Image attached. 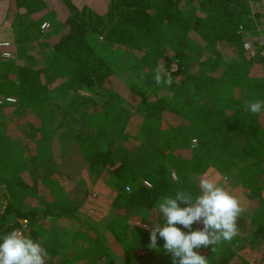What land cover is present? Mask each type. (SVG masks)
Returning a JSON list of instances; mask_svg holds the SVG:
<instances>
[{"label": "trees", "instance_id": "1", "mask_svg": "<svg viewBox=\"0 0 264 264\" xmlns=\"http://www.w3.org/2000/svg\"><path fill=\"white\" fill-rule=\"evenodd\" d=\"M13 1L17 10L24 9L27 18L19 24L17 46L9 47L14 56L9 61L0 58V99L17 100V108L27 113L26 128L34 131L37 141L46 139V133L49 135L45 131L49 120L43 123L45 119L40 114L51 118L52 106L64 109L67 117L77 115L80 122L60 139V163L53 165L46 149L45 154L38 151L31 155L18 147L8 149L7 144L13 140L0 121V177L8 175L0 181L5 188L0 236L22 228L21 222H25L31 237L42 242L46 218L52 215L66 220L70 229L72 224L78 225L72 232V242L80 237L84 245L102 254L104 264H114L106 239L113 240L123 253L137 248L150 253L132 257L126 264H171L170 254L163 249L164 241L158 238L157 247L151 248L149 231L130 226L129 222L142 221L151 226L152 219L156 222L162 197L174 195L177 190L197 194L194 180L198 181L205 172L207 160L220 162L225 157L228 169H238L237 181L242 188L251 187L252 193L258 189L256 171L264 172V116L248 114L246 102L264 100V85L261 78L247 77L246 73L251 63L264 65V45L255 49V55L245 65L221 62L216 50L219 46L236 45L238 54L245 48L244 31L253 17L250 0H195L197 5L194 0H105L107 9L103 15L95 11L93 4L79 8L71 0H63L67 8L63 18L65 33L41 54H30L28 43L42 36L40 26L46 18L43 0ZM189 1L198 8V14L188 12ZM261 28L264 30V26ZM96 36L115 46L116 56L111 61L104 60L89 42ZM197 53L206 60L200 62ZM123 57L132 58L129 63L133 66L136 62L138 68L162 66L166 75L179 79L174 86L180 93H186L194 82V93H201L204 101L200 112L182 99L173 101L166 96L155 100L137 97L129 104L131 109L123 105L126 100L120 94V80H125L129 72V66H121ZM189 61L196 62L197 74L191 72ZM225 78L238 80L239 87L244 86L245 97L238 94L231 97L229 104H218L228 83ZM232 88L240 90L235 84ZM163 118L184 119L191 126L164 130ZM127 127L137 128L140 137L130 136L124 131ZM192 139L198 142L197 147ZM164 149H169L177 163L179 182L173 180L165 164ZM131 158L139 161L133 163ZM26 160L32 169L24 171L25 178H20ZM238 164L243 166L238 168ZM87 170L101 177L115 192L111 203L114 217L107 220L103 230L93 229L92 224L96 227V223L88 220L74 201L46 184L58 178L85 185L90 178ZM95 178L91 176L90 182L97 181ZM143 180L150 182L151 187L146 188ZM126 185H131L132 191H125ZM45 193L53 199L49 204L47 196H41ZM250 199L253 206L238 217V234L233 240L214 246L215 251L202 248L208 264H248L238 256L239 250L257 241L264 245V198L254 195ZM198 227L201 225H193L194 229ZM42 244L48 253L46 264H61L55 256V249L61 244ZM63 261L67 264V257Z\"/></svg>", "mask_w": 264, "mask_h": 264}, {"label": "rangeland", "instance_id": "2", "mask_svg": "<svg viewBox=\"0 0 264 264\" xmlns=\"http://www.w3.org/2000/svg\"><path fill=\"white\" fill-rule=\"evenodd\" d=\"M105 0H71V2L76 5L79 8H82L84 6H88L89 8L95 7V11L103 15L106 12L107 5L104 3ZM192 1V0H191ZM191 1L187 2V9L188 12L191 15L198 14L197 10L198 8L195 5L197 3L194 0V4L191 3ZM198 2L204 1V0H197ZM256 0H250V6H251V13L253 17L251 18V21L247 25L246 34H245V42H249L251 45H253L252 52L248 50V48H242L240 53L236 54L235 47L234 46H226L217 47V56L221 60V62H224L226 64H242L245 65L249 60L250 57L255 55V49L258 47L264 45V30L261 28V26H264V0H258L257 2H253ZM43 4L45 5V22L46 26L42 29L41 24L40 29L43 35L41 37L40 44H36L38 41L30 42L28 43V51L30 50V54H41L42 52H46L51 48V44L55 42L56 39L59 38V36L63 33H65L64 27H63V18L65 16V12H67V8L63 0H43ZM93 10V9H92ZM24 13V9H20L19 11L15 7V3L13 0H0V35L8 36L9 38L13 39L15 38V35L17 33V30L15 28V24H18L19 22V16L20 14ZM47 20V21H46ZM97 39H89V42L94 45L96 52L107 62L112 58H114L115 53L114 50L116 49L114 45L111 44V42L104 40L101 37H95ZM255 43V45H254ZM9 45L13 46L12 42L9 41ZM10 46V47H11ZM13 50H11L12 52ZM261 53L264 56V50L261 51ZM118 54L123 55L121 51H118ZM198 56H200L201 60L200 62H203L205 59L201 56V54L197 53ZM124 58V57H123ZM132 58H124V63L121 64V66L128 67V71L126 74L125 80L122 81L123 87L120 89L121 96L128 102L124 101L123 105L131 109V106L129 104L132 103L133 99H136L137 97L142 98H148L150 100H155L158 96H166V98L170 100H179L182 99L185 103L189 105H193L195 108V112L199 113L201 107L204 105V101L202 98V94L194 93V82H192L191 87L187 88L186 93H180L179 90L174 86L179 83V79L172 78L171 85H165L160 84L157 85L154 80V72L156 68H148L141 67L138 68V64L134 62V65L131 66L133 63H129ZM206 60V59H205ZM8 61V60H6ZM194 63L196 62H190L189 65L192 66L190 68L191 72L193 74H197L199 69H197L198 66H196ZM172 71L176 70V65L173 63L172 65ZM207 67L204 65V69ZM121 69V68H120ZM119 69V70H120ZM200 69H203L201 67ZM187 69H185L186 71ZM247 77H259L261 78V82L264 85V65H258L257 62L251 63L250 68L248 69L246 73ZM226 79V85L223 90V97L218 100V104L225 105L229 104L234 98L235 95L240 94L241 97H245V89L243 87H239L238 80L234 79ZM232 84V85H231ZM237 85L240 90L233 89V85ZM84 94V93H83ZM90 95V94H89ZM178 97H175V96ZM94 96V95H93ZM95 97V96H94ZM99 99L98 97H96ZM226 98V99H225ZM100 100V99H99ZM194 101V102H193ZM193 103V104H192ZM191 107V106H190ZM52 116H46L45 114H40L44 120L43 123H45L46 120H49V124L46 121L47 132H49V135H44L46 139H41V141L36 140V136L34 134V131L32 129H27L26 121L27 118L25 115L27 114L25 111L21 112L17 108V103L11 104L6 103L5 105L0 106V121L4 123L6 129L9 132L10 138L14 141H11L9 144H7L8 149H14L18 147L23 151H25L28 154H35L36 152H48L49 154V161L50 164L58 165L60 163V156H61V146H60V139L67 135L68 131L70 129L77 128L79 126V120L80 118L77 115L67 117L64 109H59L56 106H52ZM193 110V109H192ZM199 111V112H198ZM248 114H251L247 110ZM195 113V114H197ZM253 115V114H251ZM264 116V114H261ZM255 116V115H254ZM253 118V117H251ZM162 128L164 130H168V128H175L177 126H182L184 128H188L191 126V124L186 120H171V119H161ZM36 126L39 125V122H34ZM36 128V127H35ZM124 131H126L130 136L139 138L140 137V131L137 130V128L134 127H127ZM51 136V137H50ZM192 144L195 145V147L198 146V142L195 139H192ZM37 143V144H36ZM118 146V145H117ZM116 146V148H117ZM127 149L130 148V145H124ZM165 150V158H166V165L170 171V174L174 181L179 182L178 176L176 173L177 170V163L175 160L172 159L170 156L169 149ZM172 150V149H171ZM137 152V151H136ZM135 153V152H133ZM45 154V153H44ZM127 155V154H126ZM119 156H122V150L119 149ZM136 159L139 158V156L135 157ZM133 160V158H131ZM171 160V162H170ZM135 162L139 160H133ZM206 163V170L202 175H209L212 177H215L218 179L223 186L227 189V187L232 186L231 184V178L237 175L238 169L237 168H230L229 165H227L225 157L220 162L215 161V159L207 160ZM12 162H15L14 164L17 165L15 160H12ZM243 166L242 164H238V168H241ZM23 171L20 174V178H25L24 175L26 173H23L24 171H28L27 169L31 170L32 165L27 162H23ZM226 169L229 171L226 172ZM88 177L91 178V176L96 177L95 182L91 183L90 178L87 180L88 183H91V185L87 184H75L71 181H68L66 179H58L57 181H54L53 183H46L49 187L56 189L57 191L63 193L64 196H66L69 199H72V201H76L81 213L84 215H87L88 220H93V222L96 223L92 224L93 229H99L103 230V226L105 223H107V220L113 216V213H115V210L111 207V201L113 197L115 196V192L110 189L108 186H106L104 180H102L101 177L96 175L93 171L87 170ZM264 173V172H263ZM262 171L259 173L256 171V177L258 178L257 186L258 189H254L256 192H250L251 187L248 189L242 188V186L238 185V189L241 191L240 194L243 200V207L250 208L253 206V200H249L250 196L256 195V197L264 198V174ZM8 177V175L5 173L4 176ZM3 177H0V181L4 179ZM261 177V179H260ZM233 179V178H232ZM94 180V179H93ZM91 180V181H93ZM141 182V181H140ZM195 187H198V181L194 180ZM141 184V183H140ZM234 181V185H235ZM137 185L139 186V183L137 182ZM134 187V185H133ZM196 187V191L198 193L199 188ZM135 188V187H134ZM131 186V191H132ZM4 191L5 188H3L0 185V215L3 212V208L5 206L4 201ZM128 192V191H127ZM233 194V192L231 191ZM43 194V193H41ZM41 196H47L45 193ZM239 196V195H238ZM246 199V200H245ZM46 204H49L52 202V198L48 195L46 197ZM244 203H247L244 205ZM257 203V201H256ZM82 215V216H83ZM78 216V217H82ZM114 217V216H113ZM80 218H77V222H79ZM155 219H152L150 223H156L154 222ZM130 226H139L146 230L145 227L141 225H148V223L137 221V222H129ZM67 221L63 220V218H54L52 215L47 216L46 218V224L44 225L43 230V236L42 241L49 247H56L57 244H61V247H57L55 249V256L58 259V263L61 262L63 264V259L67 257V264H104V258L102 254H100L97 250L92 248V246H86L84 245V240L80 239L78 237L77 242H72L71 238L73 236L72 232L76 231L78 225L74 226L71 225V229L67 227ZM150 224V225H151ZM24 226V224H23ZM22 226V228H23ZM149 226V225H148ZM82 227V226H79ZM150 227V226H149ZM21 228V227H20ZM26 228V227H24ZM27 230V229H26ZM94 237V236H93ZM92 237V239H93ZM111 239V238H110ZM57 242V243H56ZM94 242V241H93ZM254 245H246L242 247L239 252L238 256L246 261L248 264H264V245L259 241L255 242ZM87 244V243H86ZM106 245H107V252L110 257H113L114 264H126L129 259L135 256H150V253L145 251L142 248H137L134 251L131 252H124L122 251V248L120 246H117L113 240H107L106 239ZM201 253L203 252V249L201 248L199 250ZM101 256V257H99ZM111 257V258H112ZM171 259V258H170ZM147 264H156L153 261L148 262Z\"/></svg>", "mask_w": 264, "mask_h": 264}, {"label": "clouds", "instance_id": "3", "mask_svg": "<svg viewBox=\"0 0 264 264\" xmlns=\"http://www.w3.org/2000/svg\"><path fill=\"white\" fill-rule=\"evenodd\" d=\"M157 85H171L172 77L162 66L154 72ZM253 115L264 114V100L246 102ZM197 194L177 190L162 197L155 213L156 223L141 225L149 231L151 248L158 238L170 254L171 264H208L201 248H211L231 242L238 234L237 219L246 211L239 197L229 192L215 177L201 175ZM131 191V185L125 186ZM201 227L193 228V225ZM178 225L180 227H178ZM48 253L41 241L34 240L26 228H14L0 236V264H46Z\"/></svg>", "mask_w": 264, "mask_h": 264}, {"label": "crops", "instance_id": "4", "mask_svg": "<svg viewBox=\"0 0 264 264\" xmlns=\"http://www.w3.org/2000/svg\"><path fill=\"white\" fill-rule=\"evenodd\" d=\"M19 11V10H18ZM27 18V16L24 14V13H22V14H20V16H19V22H18V24H15V28L16 29H18V27H19V24H20V22H21V20L22 19H26ZM25 21H27V20H25ZM43 35L44 34H42V36L41 37H43ZM0 41H7V42H9V41H11L12 42V44H13V46H11L12 48H14V46H17V43H18V30H17V33H16V35H15V38H13V39H11V38H9L8 36H3V35H0ZM38 41V43L40 44V42L39 41H41V38L40 39H38L37 40ZM32 42H34V41H32ZM9 51H11V50H9ZM200 111V110H199ZM198 111V112H199ZM7 132H8V130H7ZM8 135H9V132H8ZM9 138H10V135H9ZM11 139V138H10ZM12 140V139H11ZM14 141V140H13ZM233 178V179H232ZM230 180H231V184H232V186H229V187H227V190L229 191V192H233V194L234 195H236L237 197H239L240 198V200H241V202H243V200H242V197L243 196H241V194H240V190L238 189V185H240L239 183H238V181H237V175L236 176H234V177H232ZM234 181H235V185H234ZM241 186V185H240ZM239 195V196H238ZM114 198V197H113ZM72 200V199H71ZM246 200V199H245ZM112 201H113V199H112ZM112 201H111V203H112ZM74 202L77 204V202L74 200ZM247 203H244V205H246ZM78 205V204H77ZM111 205V204H110ZM242 206H243V203H242ZM54 218H57V219H59L58 217H54ZM43 242V241H42ZM57 243V242H56ZM110 256V255H109ZM112 257V256H111ZM112 259H113V257H112Z\"/></svg>", "mask_w": 264, "mask_h": 264}, {"label": "built area", "instance_id": "5", "mask_svg": "<svg viewBox=\"0 0 264 264\" xmlns=\"http://www.w3.org/2000/svg\"><path fill=\"white\" fill-rule=\"evenodd\" d=\"M46 26V23H44L41 27H42V29L44 28ZM9 47H10V45H9V42H7V41H0V58L2 59V60H4V61H6V60H10L14 55H13V53L11 52V51H9ZM244 47L246 48H248V50H250L251 52H252V50H253V47L250 45V43H248V42H246L245 43V45H244ZM263 55V54H262ZM16 99L15 98H12V97H10V98H2V99H0V105H2V103L3 102H5V103H11V104H15L16 103ZM143 184H144V186H146V188H150L151 187V183L150 182H148V181H146V180H143ZM22 224V226H23V224H24V226H23V228L24 227H26L25 226V222H21Z\"/></svg>", "mask_w": 264, "mask_h": 264}]
</instances>
